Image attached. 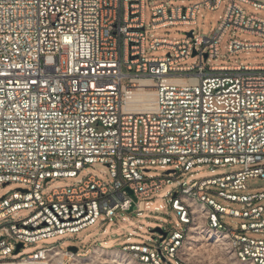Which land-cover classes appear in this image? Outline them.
I'll list each match as a JSON object with an SVG mask.
<instances>
[{
  "label": "built area",
  "instance_id": "2783aa9c",
  "mask_svg": "<svg viewBox=\"0 0 264 264\" xmlns=\"http://www.w3.org/2000/svg\"><path fill=\"white\" fill-rule=\"evenodd\" d=\"M223 1L0 0V264H65L75 254L59 245L71 234L99 228L131 206L140 215L139 201L173 182L175 228L164 230L161 242L158 235L156 243L120 248L152 264H194L182 257L179 239L201 214L193 203L205 200L211 225L226 227L243 256L264 264V192H246L247 178H264V63H212L229 30L263 40L234 37L228 55L264 52V17L241 5L264 11V0H227L209 35L152 33L195 26L201 5L215 10ZM159 50L167 54L150 55ZM190 56L198 63L182 64ZM96 163L108 168L109 183L89 173L42 194L47 182ZM157 165L174 173L201 165L212 174L225 165L240 169L186 184L171 173L149 174ZM10 182L22 187L2 194ZM43 240L44 247L7 258L18 243Z\"/></svg>",
  "mask_w": 264,
  "mask_h": 264
},
{
  "label": "rangeland",
  "instance_id": "374dc122",
  "mask_svg": "<svg viewBox=\"0 0 264 264\" xmlns=\"http://www.w3.org/2000/svg\"><path fill=\"white\" fill-rule=\"evenodd\" d=\"M195 1H175L171 2V5L186 6L194 3ZM227 0H224L220 6L215 10H210L201 5L199 12L197 13V21L195 26H168L153 31L155 36H165L169 38H181L186 36V32L190 29H194L196 34L209 35L213 31L220 18L224 13ZM246 10L247 14H257L264 17V11L254 9L248 4H241ZM146 23L151 22V11L149 6L145 10ZM238 38L243 41H261L263 40L259 36L252 34H244L229 30L220 43V58L215 62L218 64H253L259 65L264 63V52L250 51L242 52L235 55H228L226 51V45L232 38ZM166 50L152 51L150 55L162 56L166 55ZM198 63L196 56H190L187 60L182 62L185 65H193ZM152 97V94H149ZM171 168V167H167ZM240 169L239 166L225 165L224 167H217L215 174H212L208 166L201 165L199 168L194 167L188 171H182L177 168L175 173L168 175L170 178L177 179L180 183L185 182L188 184L194 180H202L214 175H220L232 170ZM167 169L157 166L149 167V174L155 176H161ZM95 174L97 178L109 183L110 177L108 168L101 164L96 163L83 170L76 177L69 178H57L50 182H47L43 186L42 194H48L56 186L70 185L77 179L84 178L87 174ZM174 183V182H173ZM167 184L163 187L162 191L149 197H144L139 201L140 215L136 212H117L112 221L105 222L103 226L95 228L90 226L77 234H71L67 240L59 245L61 249H68L70 246H77L79 248L78 254L74 257H65V264H148L136 261L132 254L120 248L127 242L141 243L149 241L156 243L158 235L150 232L155 227H160L163 230H171L175 228L178 222L174 213L170 210V199L175 189L174 184ZM246 192L259 193L264 192V178L250 177L246 179ZM22 187L17 182H10L1 188V193L4 194L7 191H13ZM215 190L214 187H211ZM217 202L225 205L221 199L213 194H209ZM148 205V206H147ZM161 206V207H160ZM231 207H236L234 204H230ZM156 208L158 210H156ZM124 218V220H122ZM230 218L224 217V222L229 223ZM141 226V228H139ZM103 227L106 228L105 232H102ZM135 231L132 234L131 239L128 241L126 235ZM68 236V235H65ZM64 236L55 238L52 242L58 239H63ZM107 242H106V241ZM104 242H106L104 244ZM48 243L47 240L37 242L36 245H26L25 248L17 255H9L8 259H18L20 256L34 251L36 248L44 247ZM98 243V244H96ZM92 244V245H91ZM98 245L99 247H96ZM94 247V248H93ZM98 248V250H97ZM182 257L187 261L194 264H251L238 261L230 250L226 239L221 234L215 232L204 231L201 234H194L190 232L183 241V245L180 248ZM1 259V258H0ZM45 264V263H39Z\"/></svg>",
  "mask_w": 264,
  "mask_h": 264
},
{
  "label": "bare ground",
  "instance_id": "6f19581e",
  "mask_svg": "<svg viewBox=\"0 0 264 264\" xmlns=\"http://www.w3.org/2000/svg\"><path fill=\"white\" fill-rule=\"evenodd\" d=\"M149 94H147V101L148 104H152V97H149ZM193 210H198L201 214L200 215H192L190 218V229L186 232V236L192 232L194 234H201L204 231H210L215 232L218 234H221L226 239V242L232 251L235 258L243 263H251V264H262V262H254L252 258H247V256H243L241 251L238 249V245L236 243L235 234H232L231 231L227 230L226 227L219 226V225H211V213H210V203L205 200H197L195 203H193ZM200 223V227H199ZM185 236V237H186ZM184 238L179 239V249L183 245ZM99 247V246H96ZM94 248V247H93ZM124 249V248H123ZM98 250V248H97ZM125 251L132 254L133 258L136 261L142 262V263H148L152 264V262L148 260H144L142 258L138 257V254L134 253L133 251L124 249ZM77 254V253H76ZM7 264H23L21 262H11ZM26 264V263H25ZM28 264H39L38 262L28 263Z\"/></svg>",
  "mask_w": 264,
  "mask_h": 264
},
{
  "label": "water",
  "instance_id": "95a60500",
  "mask_svg": "<svg viewBox=\"0 0 264 264\" xmlns=\"http://www.w3.org/2000/svg\"><path fill=\"white\" fill-rule=\"evenodd\" d=\"M192 32H193V30L190 29L185 34H186L187 37H192ZM193 55H195V52L193 53ZM206 58H207V55L204 54V59H206ZM174 171L175 170L170 169V170H166L164 173L165 174H169V173H174ZM6 184L7 183H5L4 185H6ZM129 193L132 194V191L129 190ZM135 200H136V198H134V201ZM131 210H132V206L129 208L128 212H131ZM150 232L156 233L157 235H160V237H159V241L160 242L163 241L166 238V236H167V232L164 231L163 229H161L160 227H155V228L151 229ZM23 247H24L23 243H18L16 245L15 251L13 252V255H17ZM78 249L79 248L77 246L68 247V250L72 251L74 254H76L78 252Z\"/></svg>",
  "mask_w": 264,
  "mask_h": 264
},
{
  "label": "trees",
  "instance_id": "16d2710c",
  "mask_svg": "<svg viewBox=\"0 0 264 264\" xmlns=\"http://www.w3.org/2000/svg\"><path fill=\"white\" fill-rule=\"evenodd\" d=\"M175 215V214H174ZM106 241V240H105ZM107 242V241H106ZM135 243V242H134ZM96 244H98V243H96ZM92 245V244H91ZM78 251H79V249H78ZM77 254H78V252H77Z\"/></svg>",
  "mask_w": 264,
  "mask_h": 264
}]
</instances>
